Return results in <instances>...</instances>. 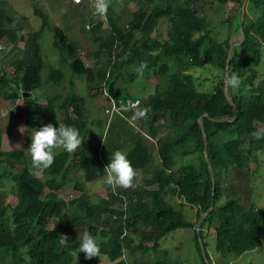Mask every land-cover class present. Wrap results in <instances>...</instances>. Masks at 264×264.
Instances as JSON below:
<instances>
[{"label":"trees","instance_id":"obj_1","mask_svg":"<svg viewBox=\"0 0 264 264\" xmlns=\"http://www.w3.org/2000/svg\"><path fill=\"white\" fill-rule=\"evenodd\" d=\"M155 1L147 0L153 5L150 10L143 5L131 10L128 32L119 27V19L109 17L112 24L110 36H97L95 39L101 49L106 50L109 59L97 70L86 64L78 43L69 39L63 28L51 27L47 12L34 9L42 21L40 28L30 32L26 38L23 56L26 52L27 60L25 63L21 61L12 78L0 68V86L5 89L4 97L12 101L19 99L23 93L29 95L23 102L28 128L35 129L46 123L57 126L60 121L76 128L82 143L72 153L63 149L53 150L52 164L40 170L38 175H33L27 149H3L0 126V164L12 167L16 165L15 161L22 164L21 170L14 176L18 188L16 204L0 203V264H74L75 257L86 264H103V259L109 264H128L124 258L126 251L129 255L137 249L143 253L153 251L155 255L163 252V257L155 264H192L185 259L172 261L165 251L167 249L161 246V240L176 229L193 231L200 264H213L207 253L206 231H214L215 248L223 257L240 255L262 245L264 207H246L236 197H229L223 202L220 200L223 196V170L232 166L243 168L250 158L259 164L260 154L264 151V136L256 138L252 135L253 131L264 128V79H259L256 69L264 47V0L247 2L246 8L252 13L245 14L244 38L235 46L229 60L228 91L231 100L225 94L231 37L223 40L213 38L206 16L199 15L189 1L184 4L177 0H166L163 4H155ZM231 2L239 6L240 24L237 29L240 31L243 0H212L211 4L225 6ZM0 13V41L5 37L16 41V32L9 35L4 29L5 20L11 19ZM160 18H166L170 23L167 39L163 43L151 37ZM47 27L53 30V45L71 71L68 79L61 68H51L49 80L59 86L68 79L70 92L66 96L46 95V103L42 104L34 93L44 85L42 71L45 61L40 55V39ZM100 27L101 24H98L97 28ZM92 31L95 29L92 28ZM117 41L122 43V49L114 57L113 49ZM99 55L98 50L94 56L98 59ZM127 58L128 61L137 59L139 66L144 65L143 71L151 69L159 77L154 93L135 108L124 111L126 117L137 116L150 138H155L161 128L167 127L158 148L160 166L153 168L151 165L153 155L146 136L133 131V144L125 153L135 171L151 175L144 180V184L119 190L118 194L112 193L108 198L100 197L94 204L89 200L84 185L76 183L81 190L80 195L65 201L60 198L58 190L70 181L69 175L73 170H82L87 182L101 179L109 158V155L102 154L107 138L102 150L86 145V135L90 131L89 111L86 97L75 89L74 77L84 76L90 91H100L104 83L119 105L128 106L133 102L128 95L119 94L115 87L116 69L126 64ZM164 58L173 59L182 66L181 69L209 65L223 75L212 90H200L194 74L187 69L171 72L170 64L163 61ZM140 73L136 71L132 78ZM233 77L240 83L236 90L230 82ZM43 107L46 108L45 113L42 112ZM141 112L144 113L142 116ZM223 117L228 119L216 120ZM201 122L207 136V147ZM221 136H227V139L222 140ZM114 148L113 143L111 151ZM179 150L185 154H196L198 163L176 167ZM209 165L214 172V181ZM155 184L156 188H149ZM168 194H174L195 207L196 220L187 217L182 208L171 203ZM118 203L126 205V208H119ZM206 211L209 212L201 223L199 233L197 223ZM97 222L116 225L118 232L99 229L95 225ZM138 226L143 228L141 235L131 232ZM124 229L132 234H125ZM84 231L99 237L98 255L90 259H85L83 252L77 253L79 236Z\"/></svg>","mask_w":264,"mask_h":264},{"label":"rangeland","instance_id":"obj_2","mask_svg":"<svg viewBox=\"0 0 264 264\" xmlns=\"http://www.w3.org/2000/svg\"><path fill=\"white\" fill-rule=\"evenodd\" d=\"M166 0H156L154 3L163 4ZM189 1L193 4L194 9L197 10L199 15H204V8L209 5L212 0H177L178 3L184 4ZM214 3V1H213ZM137 5H143L146 9H151L152 4L147 0H107V15L106 18L99 17L93 10V2L84 0L82 2H75L74 0H0V12L9 16L11 19L5 20L4 29L9 35L13 32L17 34V40L11 41L8 37L1 44H6L0 50L3 58L0 60V68L6 73L7 77H13L16 72V67L20 66L21 61H24L26 56L25 41L30 32L38 30L41 26L42 18L34 11L35 8L47 12L50 17L51 27L59 26L64 29L69 39L78 43L80 47V54L84 57L86 64L97 70L101 65L108 62L106 50L101 49L100 44L96 42L97 36L109 37L112 31V24L109 22V17L113 20L119 19L118 25L124 31H129V20L132 18L131 10L136 9ZM220 7L221 10L218 8ZM247 7V5H246ZM227 12L224 11L219 3L211 4V7L206 9L205 18L209 22L208 28L213 38L223 40L226 37H231L234 42H239L242 39L241 29L238 31L240 18L238 14L234 19L230 20L231 14L237 12L234 6L228 8ZM246 12L251 15V11ZM1 16V13H0ZM242 20V15H241ZM101 24L100 28L97 25ZM92 28L95 31H92ZM170 30V23L166 18H160L158 25L152 32L153 38H158L162 43L167 39V33ZM20 34H19V33ZM40 39V55L45 61V68L43 69L42 76L44 77V85L37 90L34 94L42 104L46 103V95L62 94L66 96L70 92V85L68 79L70 78V67L67 63L63 62L60 58L59 51L54 47V33L49 27L45 28L42 32ZM20 36V37H19ZM132 43V41H130ZM132 47V44H130ZM122 49V43L117 41L113 49V56L115 57ZM99 50V58H95V53ZM262 58L260 63L256 66L259 73V79H264V47L262 48ZM1 56V57H2ZM114 60V59H113ZM111 61V63L113 62ZM124 65H120L117 70V79L115 80V87L119 94L128 95L131 102L128 107L124 105L125 109L118 108L120 105L114 99L108 88L104 85L101 90H88L87 81L84 76H76L75 89L83 96L86 97L87 108L89 111L90 131L86 135V145H94L102 150L105 139L107 144L103 149L102 154L110 155L111 147L115 144L114 150L126 152L133 144V131L138 134L146 136V142L150 147L153 155L152 167L157 168L160 166V157L158 148L163 142V136L166 135L167 127L159 130L155 138H150L147 130L141 126V123L135 114L126 117L124 110L135 108V106L147 99L152 93L155 92L159 77L156 76L151 69L142 70L136 77L132 75L139 68L137 59L128 61ZM170 64L171 72L187 69L196 76V83L200 90H212L219 84L223 73L218 69L206 65L202 68L193 66H182L176 64L173 59L164 58ZM61 68L66 74L68 79L62 85H55L49 80L51 68ZM110 72V67H108ZM240 83L234 84L235 90L238 89ZM243 86V85H241ZM246 90V88H244ZM4 88L0 86V110L3 114L10 113L9 121L12 124H2V131L4 133L3 145L4 150H19L27 149L30 143V135L34 128H28L26 125V111L23 102L28 98L27 93H23L19 101H12L13 103L4 99ZM9 90V88H7ZM107 91V92H106ZM135 99V100H133ZM118 108L113 109V107ZM14 107L18 112H14ZM10 108V110H9ZM9 110V112H8ZM46 108H42L45 113ZM1 118V113H0ZM21 128V132L20 131ZM108 130L110 133L107 134ZM232 136V135H231ZM230 136V137H231ZM229 138V136H228ZM221 139H227V136H221ZM248 147V146H247ZM79 146L74 150L77 151ZM54 151H60L61 148H54ZM198 163V156L196 154H185L179 150L176 156V167L184 164ZM15 166L0 164V203H7L14 206L17 202V185L14 176L21 170L22 164L15 161ZM133 178V186L143 185L144 180L151 175L140 170L135 171ZM2 174V175H1ZM70 181L64 186L63 189L58 190L60 198L69 201L80 195L81 190L76 186L82 184L84 189L89 195V200L92 203H97L100 197L108 198L112 193H119V190L127 189L121 186H110L104 183V178L87 182L84 178L82 170H73L70 175ZM221 184L223 186V196L220 202L225 201L229 197H236L246 207L251 205L264 207V151L260 154V163L257 164L252 158L249 159L248 164L240 168L239 166H232L229 169L223 170L221 174ZM130 186V187H133ZM128 187V188H130ZM157 185H151L149 188H156ZM168 199L176 207L184 210L187 217L196 220V208L190 204L184 203L174 194H168ZM151 204V200L148 199ZM121 208V204H117ZM126 208V205L122 206ZM95 225L99 229L110 230L115 233L118 232L115 228L116 225H111L103 222H97ZM143 228L138 226L131 232L135 235H141ZM123 231V230H122ZM125 234H132L128 229H124ZM205 240L208 244L207 253L212 259L213 264H264V237L262 245L253 250H248L240 255H227L221 256L216 250V237L214 231H206ZM123 236V235H122ZM136 239V238H135ZM144 244H151V242H144ZM161 246L169 256V259L174 260H187L191 263L199 261L197 247L193 240V231L190 229H176L170 232L166 237L161 240ZM124 255L128 264H155L156 260L163 257V252L154 254L153 251L146 253L137 250H132L133 253ZM102 257H105L104 255ZM74 264H86L84 261L75 257ZM103 264H109L103 259Z\"/></svg>","mask_w":264,"mask_h":264},{"label":"clouds","instance_id":"obj_3","mask_svg":"<svg viewBox=\"0 0 264 264\" xmlns=\"http://www.w3.org/2000/svg\"><path fill=\"white\" fill-rule=\"evenodd\" d=\"M93 10L96 14L103 16L107 10V0H94ZM143 67L144 65L141 64L136 71L142 72ZM230 82L235 84V78L233 77ZM143 114V112L140 113L141 116ZM252 135L256 138L264 136V128L253 131ZM81 143L82 140L78 130L60 121L57 126L52 123H46L35 127L30 135V143L26 147L31 158L30 171L33 175H38L40 170L49 167L54 159V148H61L65 152L72 153ZM103 171L105 174L104 183L107 185H118L123 188L133 186V178L136 173L125 152L120 150L110 151L108 162L103 167ZM64 239L66 240L65 237ZM61 242L63 243L64 240ZM98 251V236H94L87 231L80 234L77 245L78 254L83 252L84 258L90 259L93 256H97Z\"/></svg>","mask_w":264,"mask_h":264},{"label":"water","instance_id":"obj_4","mask_svg":"<svg viewBox=\"0 0 264 264\" xmlns=\"http://www.w3.org/2000/svg\"><path fill=\"white\" fill-rule=\"evenodd\" d=\"M247 2L248 0H243V3H242V6H241V10H242V20H241V33H242V39L244 38V32H243V22L245 20V14H246V5H247ZM242 40H240L239 42H234V41H231L230 43V49H229V57H228V60H227V65H226V70H227V73H226V76H225V94L227 96V98L230 99V96H229V91H228V81H229V74H228V70H229V60L231 58V55L233 53V50L235 48V46L237 44H239ZM231 100V99H230ZM231 103H234L233 101H231ZM228 117H223L221 119H216L217 121H225L227 120ZM201 127H202V130H203V133H204V140H205V147H207V136L205 134V129H204V125L203 123L201 122ZM206 160L209 162V158L208 156L206 155ZM209 169H210V172H211V176H212V179L214 181V172H213V169L211 167V165H209ZM209 211H206L205 213H203L201 215V217L199 218L198 220V223H197V231L200 233V229H201V223L202 221L204 220V218L206 217V215L208 214ZM199 240L201 242V247L203 248V243L201 241V237H199Z\"/></svg>","mask_w":264,"mask_h":264},{"label":"crops","instance_id":"obj_5","mask_svg":"<svg viewBox=\"0 0 264 264\" xmlns=\"http://www.w3.org/2000/svg\"><path fill=\"white\" fill-rule=\"evenodd\" d=\"M231 6H234V9L237 11V12H234L233 14H231V17H230V20H232V19H234L235 18V16L237 15V13H239V6H238V4L236 3V2H231V3H229L228 5L226 4L225 6H222V8L224 9V11L225 12H227L229 9L228 8H230ZM209 7H211V3L209 4V5H207L205 8H204V16H207V15H205V12H206V9H208ZM220 10H221V8L220 7H218ZM152 35V34H151ZM152 37V36H151ZM42 38V37H41ZM5 39H7V37H5L3 40H1V41H4ZM152 39H156V38H153L152 37ZM158 39V38H157ZM7 44V43H6ZM6 44H1L2 46L0 47V50L1 49H3V47L6 45ZM2 56V54H1V52H0V60H2V58H3V56ZM0 65H1V62H0ZM4 99H6L5 97H4ZM7 101H9V102H11V104L13 103L12 102V100H9V99H6ZM9 110H10V108H9ZM9 110H8V112H9ZM18 112V111H17ZM0 113H1V118H0V126H1V128H2V124L3 123H6V124H11L10 123V119H9V116H10V113H7V114H3V111L2 110H0ZM12 125V124H11ZM3 139H4V133H3ZM3 147H4V145H3ZM4 149V148H3ZM6 150V149H5ZM6 151H8V150H6ZM2 175V174H1ZM192 264H200V262L198 261V262H194V263H192Z\"/></svg>","mask_w":264,"mask_h":264},{"label":"built area","instance_id":"obj_6","mask_svg":"<svg viewBox=\"0 0 264 264\" xmlns=\"http://www.w3.org/2000/svg\"><path fill=\"white\" fill-rule=\"evenodd\" d=\"M74 1L77 2V3H79V2H82V1H84V0H74ZM90 1H92V2L94 3V0H90ZM97 15H98V14H97ZM106 15H107V10H106V12H105V14H104L103 16H101V15H98V16H99V17H102V18H106ZM16 101L18 102L19 99H17ZM128 107H131V106L128 105ZM118 108H120V109H125L126 107L124 106L123 103H121L120 106H119ZM118 108H116L115 106L113 107V109H116V110H117ZM14 112H15V113L17 112L16 107H14Z\"/></svg>","mask_w":264,"mask_h":264}]
</instances>
